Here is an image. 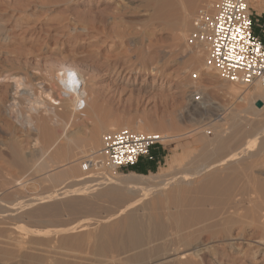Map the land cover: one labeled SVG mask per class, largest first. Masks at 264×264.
Masks as SVG:
<instances>
[{
	"label": "rangeland",
	"instance_id": "rangeland-1",
	"mask_svg": "<svg viewBox=\"0 0 264 264\" xmlns=\"http://www.w3.org/2000/svg\"><path fill=\"white\" fill-rule=\"evenodd\" d=\"M216 2L217 0H196V3L191 5L188 0H181V7L175 12V19L173 18L172 22L166 21L169 26L158 19L157 7L150 0H0V167L6 168L7 171L3 169V172H7V175L9 172V174L13 173V177L8 176L14 180L26 177L24 181H27L24 182L26 185L23 184V190L21 186H19L21 190L16 188L20 191L12 188L8 192L9 197L3 196L5 199L0 197V202H3L0 203V210L7 215L9 213L5 211L9 210L7 208H13V204L29 203L40 197V194L46 196V192L53 188V182L48 181V176L68 168L74 161L73 156L71 160L59 156L55 159L58 162H53L57 157L55 150L64 146V141L59 138L61 146L56 141L58 145L56 148L57 145L53 142L55 140L50 135L52 128L47 113L51 106L57 107L61 118L65 122L69 121V115L62 114L66 111L67 105L63 104L65 96L58 81V76H61L65 68L78 71L84 77L87 91L91 90L88 91L89 94L91 93L90 96L95 95L92 96V104L90 102L87 115L76 114V121L70 123V132L76 130L75 132L83 138L85 134L97 132L98 136L101 137L102 134L101 138H103L106 133L128 125L135 131L140 126L138 128L140 132L174 136L164 146L154 149L153 162H143L133 169L115 172L109 166H105L103 171L89 167L84 171L82 166L86 164L85 160L90 159L91 154L76 155L74 157H82L78 158V162H74V165L79 163L82 176L113 178L133 173L162 174L170 171V163L173 160L181 161V170L191 165V162L194 165L198 164L203 160L200 159L202 157H196L205 147L203 143L214 138L215 130L211 125L221 124L231 128L228 126L232 125L231 117H235L234 113L239 115L237 118L240 125L249 124L255 129L258 128L257 130L261 129L264 126V113L256 121L253 116L250 118L248 115L249 119L245 114L249 108L246 96L248 97L255 87L247 89L224 81L216 71L206 68L204 56L187 44L188 35L195 27L192 23H196L200 14L210 10ZM250 2L254 14V33L264 42V0H257L256 4L254 0ZM178 14L179 16L176 17ZM187 22L190 23L189 27ZM182 31H185L184 34ZM195 52L201 59L195 58L197 55ZM193 74H198V79H193ZM232 88L239 93L243 92L246 99H240L241 97L233 94ZM39 95L44 105H36L40 107L38 113L30 111L34 97ZM98 121L100 125L97 124ZM112 126L116 128L111 129ZM141 126L146 128L141 130ZM247 130L249 136L251 133L253 135L251 127ZM53 131L61 137L62 128L57 127ZM101 138L99 148L102 147ZM248 139L250 140V138L246 140ZM18 146L22 148L25 160L30 163H27L28 167H25V170L14 161L15 155L12 156V153L15 154L14 152L19 149ZM47 147L52 148L54 154L52 149L49 150ZM21 148L18 151L22 152ZM256 148L250 152L251 155L258 154L256 161L251 158L250 162L253 161L254 165H264V152H259ZM58 152L60 153L59 150ZM49 156L51 159L48 158ZM11 160L12 163L14 162L13 165ZM44 160L52 161L51 163L48 161L50 168L37 169L36 166ZM6 161L11 164L8 165ZM260 169L264 171V167ZM80 178L77 181L72 179L69 181L84 182ZM69 181L66 183H70ZM66 183L60 184L58 189L61 185L65 189L73 184ZM88 183L85 185H89ZM61 188L60 190H63V187ZM13 189L15 192H12ZM12 193L19 196L16 197ZM105 206L112 208V205ZM3 207H6V210H3ZM31 208H23L25 210L21 209L11 217L0 211V217L4 218L0 227L9 230L8 233L14 234L12 235L14 238L21 235L19 241L28 240L27 232L33 228V222L21 216ZM114 210L117 209L113 208ZM107 214L110 213H102L104 216L101 215L102 219ZM64 220L69 218L64 217ZM85 220L82 221L83 225H88L91 221L94 223V220L88 218L87 221ZM98 226L93 228H99ZM50 235L41 233L40 237L31 236L29 239L34 237L32 241L35 244L28 251L29 255L26 254L25 257L9 255L4 257L3 261L0 260V263L59 264L62 261L65 264H102L99 260L82 258L77 261L75 258L60 255L56 247L61 235L56 236L54 233ZM233 236L245 241L264 243L261 232L248 222L236 227ZM17 237L15 239L18 240ZM236 242L235 249L241 248L247 253L249 248L247 249L246 243L242 244L239 239ZM133 253L131 252V255ZM131 255L129 253L116 256L115 259L103 261V264H135L136 261ZM215 264H264V252H258L256 255L250 253L246 258L227 246L224 255H217Z\"/></svg>",
	"mask_w": 264,
	"mask_h": 264
},
{
	"label": "bare ground",
	"instance_id": "bare-ground-1",
	"mask_svg": "<svg viewBox=\"0 0 264 264\" xmlns=\"http://www.w3.org/2000/svg\"><path fill=\"white\" fill-rule=\"evenodd\" d=\"M150 1L155 3L157 7V17L161 21H164L163 23L171 21L173 18L175 19V12L181 7V0ZM188 2L192 5L196 3V0H188ZM254 2L256 4L257 0H254ZM260 8L261 6L258 9L260 10ZM177 16H179V14L176 15V17ZM165 24L168 25L169 23L166 22ZM188 24L187 27L190 26V23ZM193 24L195 25V22L192 23V25ZM183 32L185 31H182V33ZM182 33L181 35L184 34ZM181 35L179 36L181 37ZM198 54L201 55L199 52ZM198 54L195 55V58L199 60L200 56ZM216 74L218 75L217 72ZM83 78L84 77H82L78 71L70 68H65L61 76H58L59 87L65 96L63 104L67 105V107L64 105L66 111L65 108H63L65 112L62 114L66 116L69 115L68 122H65L61 118L60 113H58L60 111L57 110V107L53 108L51 106L47 110L50 127L52 128V133L50 135L55 140L53 142L55 143L57 141L58 145H60L59 143L61 142L59 138L64 141V146L60 145L61 147H58L55 143V145H57L56 148L58 147L59 149L57 148V151L55 150L57 157L53 155L55 157L53 162H55V159H58L59 156L60 158H65V160H71L73 156L74 161L71 162L72 165L48 176V181L53 182V188L46 192V196L43 194V196H41L40 194V197L33 199L29 203L23 202L24 204H13V208H7L9 210H6L7 206L5 208L3 207V210H6L5 212L9 214L6 215L0 210L2 213L6 216L10 215L9 217H11V215H14L15 212L18 213V211H21L23 208L26 209V207H28L30 209L33 207L29 211L26 210L27 212H24L25 214L21 216L33 222V228L32 226L30 227L32 229L27 227L30 229L27 232L29 238L33 235L34 237H40L41 233L49 234V236H51L50 233H54L56 236L61 235V238L58 240L57 238L55 239L59 241L56 249H58L60 255L75 258L77 261L83 258L92 261L99 260L102 261L103 264V261L112 260L115 259L116 256L128 255L129 253L131 255V252H134L131 256L135 259V264H215L217 255H224L227 246L246 258L250 253L256 255L258 252H264V247L262 246L264 245L263 242L245 241L238 237L233 238L234 229L248 222L251 226H254L257 231L261 232L264 241V171L260 169L264 167V165L252 164L258 154L251 155L252 153H250L252 149L255 150L256 147H258L256 149H258L259 152H264V126L257 130L258 128L255 129L249 124L240 125L238 122L239 119L237 118L239 115H237V113H234L233 116L235 117H231L232 125L228 126L231 128H227L221 124L211 125L215 130L214 138L205 141L203 143L205 147H203L202 151H199V153L201 152V156L199 154L196 156L202 157L200 158L203 159L201 160L202 162L195 165L191 162V165L182 170L181 161L177 162V160H173L170 163V171L162 174L151 173L150 175H142L133 173L113 178H107L106 176L93 178L92 175L82 176L83 173H81L79 163L78 165L76 163L74 165V162H78V158L82 157L79 156L77 158L74 156H85L89 153L92 156V154L100 149V138L102 137V134L100 135L101 137H99V134L95 132L96 134H85L83 138L80 134L75 132L76 130L74 132L69 131L70 123L77 119L76 114L85 115L87 113L86 111L90 108L89 105L93 95L90 96L91 93L89 94L91 90L88 89L89 92L87 91V85H85L86 82ZM230 89L231 88H229V91ZM233 89L234 88H232L233 94L241 97L240 99L245 98L244 94H242L243 92L239 93L237 90ZM93 97H95V95ZM40 98V95L36 98L34 97L29 109L30 111H35L36 113L40 111V107L36 106L44 105V101ZM246 98L248 99L249 108L248 110L246 109L247 111H245V114L248 118L249 116L250 118L253 116L256 121V119H259L264 113V88L256 85L254 91L249 94L248 97L246 96ZM93 101H95V99ZM258 101L262 102V106L258 107L256 105ZM97 124H99V121ZM138 125L140 124L138 123ZM57 127L62 128L61 137L53 131ZM112 127L111 129L116 128L114 126ZM129 127L131 128V126ZM129 127L128 125L126 126V128ZM249 127H251V131L253 132V135H251V133L250 136L247 130ZM138 128H140V126ZM145 128L141 126V130ZM169 135L167 136L169 139L174 138V136ZM247 138H250V140H246ZM102 139L103 138H101V140ZM18 145L20 146V144ZM20 148L21 147H19L18 150H20ZM18 150L14 152L15 154L11 152L12 156L15 155V158L13 157L14 161L22 168L24 167L25 170V167H28L30 163L25 160V156L23 157L24 153L22 148V152ZM51 151L54 154V150L52 149ZM48 158L51 159L50 156ZM76 158L78 160H76ZM89 158L91 159V157ZM251 158L253 161L250 162ZM12 160L10 161L11 163ZM196 160L199 161V159ZM48 161H42L43 163L36 166L37 169L45 170L50 168V163L52 161H49L50 163H48ZM86 161L87 160H85V162ZM11 163L7 162L8 165ZM13 163L11 165H13ZM82 167L84 171H87L88 167L91 166L84 164ZM0 169L2 170H0V197H9L8 192H10L9 190H12V188L16 190V188L18 189L19 186H21L23 190V184L27 182L24 181L26 177L14 180L12 178L14 176L13 173L9 174V172V176L13 175L9 177L6 174V168L0 167ZM3 169L6 170V173L3 172ZM91 171L94 172L93 170ZM99 171H103V169ZM78 177L83 179L82 181L84 182L80 183V180L77 183L69 181L71 179L72 181H77V179H79ZM68 181L73 184L66 183ZM38 182L40 183L39 180ZM45 182L46 181H44V183ZM64 182L70 185L65 189L64 186L61 185L63 190H60L62 189L61 187L58 189L60 184ZM87 183L89 185H85ZM21 187L19 188L20 190ZM15 190L12 192H15ZM34 190L36 189L34 188ZM20 193L18 192V194ZM18 194L16 195L15 193L14 195L17 197L19 196ZM19 198L21 199V197ZM26 201L28 202V200ZM107 204L109 206L112 205V208L106 207L105 205ZM113 208L117 210L113 211ZM106 212L110 214H107L108 216L106 215V217L102 219V213L104 214ZM64 217L65 219L66 217L69 218V220H64ZM6 218L8 219V217ZM87 218L94 220V223L91 221L92 224H95L94 226L99 225V228H93L94 226L91 222H89L90 224L88 225H83V219L87 221ZM3 219L0 217V224L3 223ZM14 220L15 219H13V221ZM28 224H26V226ZM90 225L93 227L91 228ZM2 226L4 227V225ZM52 226H54V228H52ZM40 227L43 229H39ZM8 232L9 230L7 231L5 228L3 229L0 227V260L3 261V258L9 255L14 257L16 255V257H25L28 251L32 249V245L35 244L32 239L34 237L29 239L27 236L28 240L24 239L22 240L24 242H22L19 241L21 235L20 237L16 236L18 238L17 240L15 239L16 237H12L14 234ZM238 239L242 244L246 243L247 249L249 248L247 253L243 252L241 248L235 249L236 240ZM181 247H183V249H181ZM22 260L25 261V259ZM80 262L82 263V261ZM59 264L65 263L61 261Z\"/></svg>",
	"mask_w": 264,
	"mask_h": 264
},
{
	"label": "built area",
	"instance_id": "built-area-1",
	"mask_svg": "<svg viewBox=\"0 0 264 264\" xmlns=\"http://www.w3.org/2000/svg\"><path fill=\"white\" fill-rule=\"evenodd\" d=\"M254 14L250 0H217L203 11L189 33L187 44L204 56L205 67L224 81L243 88H264V42L254 33ZM193 74V79H198ZM169 137L160 133L122 128L106 133L102 147L86 165L99 170L109 166L117 172L133 169L155 160L153 153Z\"/></svg>",
	"mask_w": 264,
	"mask_h": 264
},
{
	"label": "water",
	"instance_id": "water-1",
	"mask_svg": "<svg viewBox=\"0 0 264 264\" xmlns=\"http://www.w3.org/2000/svg\"><path fill=\"white\" fill-rule=\"evenodd\" d=\"M258 107L262 106V102L261 101H258L257 104H256Z\"/></svg>",
	"mask_w": 264,
	"mask_h": 264
}]
</instances>
